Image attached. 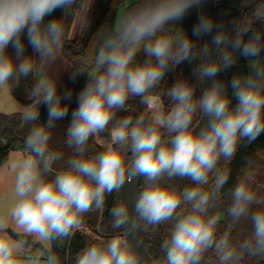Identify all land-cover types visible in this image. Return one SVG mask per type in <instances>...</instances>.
Instances as JSON below:
<instances>
[{
  "label": "clouds",
  "instance_id": "1",
  "mask_svg": "<svg viewBox=\"0 0 264 264\" xmlns=\"http://www.w3.org/2000/svg\"><path fill=\"white\" fill-rule=\"evenodd\" d=\"M93 3L0 0V93L15 102L12 93L27 82L29 101L15 107L26 131L8 165L10 187L0 196V264L264 261V194L247 174L224 191L238 146L264 133V0H242L250 11L231 27L201 12L191 35L179 24L203 0H141L122 11L101 34L90 63L71 72L73 80L86 74L87 81L65 130L72 150L65 159L52 136L69 117L73 92L59 91L51 69L66 40L90 28ZM241 59L246 71L219 78ZM185 62H195L192 79L171 83L165 103L161 82ZM130 99L144 111L133 113ZM104 134L102 150L91 151L90 140ZM137 177L143 182L130 209L121 190ZM114 194L107 227L102 221L96 238L72 253L75 234L91 213L103 216ZM225 195L230 199L220 210ZM163 225L169 227L159 255L145 245L144 259L130 233L154 235ZM242 225L243 236L236 231Z\"/></svg>",
  "mask_w": 264,
  "mask_h": 264
},
{
  "label": "trees",
  "instance_id": "2",
  "mask_svg": "<svg viewBox=\"0 0 264 264\" xmlns=\"http://www.w3.org/2000/svg\"><path fill=\"white\" fill-rule=\"evenodd\" d=\"M141 0H94L92 12H91V26L86 31L84 37L78 41L74 42L71 39H67L63 49V56L71 64V72L76 70L81 66H86L90 63L91 58L94 54L96 47L98 46L99 39L101 34L109 29L117 20L119 15V10L124 6L123 11L129 10L136 7ZM216 4V21L224 22L229 27V23L232 19L241 17L242 15H247L250 11V8L243 7L242 0H215ZM54 15L59 16L61 13L58 11ZM199 14L198 9H193L185 18L180 22L179 26L183 30L191 35L192 28L198 20ZM11 52V48L9 49ZM32 50L30 47L27 48V54H31ZM143 54L140 53L137 56V60H143ZM195 62L193 63H183L171 72L167 73L165 78L162 80L160 89L158 91V96L167 103L166 96L164 93L168 86L171 83L175 82L180 76H183L186 79L191 80V71L194 67ZM236 71H246V64L243 59L239 61V64L236 68H233L229 72H225L226 81H230L232 75ZM87 81V76L81 75L75 80L70 76L64 85L63 88L59 91L63 92L66 89H71L73 96L70 102L69 108V117L57 123L55 129L53 130L52 144L53 146L60 148L65 153V159L72 155V150L68 149L65 146V130L70 122V114L73 109L77 106L76 96L85 86ZM27 86V82L22 84L20 88L16 89L12 95L16 100L23 104H27L29 101L24 97V90ZM202 86L198 88L201 92ZM65 103H69L65 101ZM130 110L139 114L141 111H144V107L139 104L137 99L129 100ZM128 113L121 112L118 113L119 116L126 115ZM46 108L42 106L41 108V119H46ZM199 119V117H197ZM195 122V121H194ZM19 120L16 114H3L0 113V166L7 163L10 153L13 151H18L22 146L23 137L26 129H21L18 127ZM107 134H104L101 140H106ZM89 147L91 151H100L102 150V144L98 142V139L93 138L89 142ZM223 164V162H221ZM59 166V165H58ZM230 171V177L228 183L225 185V193L229 188H231L235 183L238 182L245 174L252 176L254 181V189L261 194H264V133H262L253 143L247 144L243 143L238 146L237 153L235 157L228 164ZM143 179L140 183L142 184ZM181 186L187 181L179 182ZM139 185V186H140ZM116 194L109 196L106 201V210L103 213V216H99L97 213H91L90 216L86 219V229L90 231V234L85 231H79L75 234L74 238L71 241L70 251L75 253L83 248L87 243L94 240L98 235V228L102 226L107 227L106 219L109 216L107 209H110L114 203ZM229 197L225 195L221 202V209L226 208L229 202ZM168 225H163L160 227L159 231L156 234L144 235L146 245L150 247V251L159 255V245L167 234ZM223 230V222L222 229ZM242 236L247 232V225H242L237 229ZM235 234V233H234ZM247 264H256L255 261L247 262ZM259 264H264V261L259 262Z\"/></svg>",
  "mask_w": 264,
  "mask_h": 264
},
{
  "label": "water",
  "instance_id": "3",
  "mask_svg": "<svg viewBox=\"0 0 264 264\" xmlns=\"http://www.w3.org/2000/svg\"><path fill=\"white\" fill-rule=\"evenodd\" d=\"M201 12L207 13L208 15L214 17L216 20V4L215 0H203L202 7L198 9V14L200 15ZM211 37H204L203 40H201V43H204L208 40H210ZM220 79L226 81V74L221 73L219 76ZM211 82H206L202 87H207L208 84ZM199 119H201L199 117ZM199 130V126L197 128V131ZM143 177H137L135 178L131 183H125L122 190H121V198L126 199L129 201V208L131 209V202L134 199V196L139 188V185L142 181ZM129 239L133 242L134 246L137 248L139 253L142 255L144 259L147 258V254L145 252V238L144 234L140 231L132 232L129 235Z\"/></svg>",
  "mask_w": 264,
  "mask_h": 264
},
{
  "label": "rangeland",
  "instance_id": "4",
  "mask_svg": "<svg viewBox=\"0 0 264 264\" xmlns=\"http://www.w3.org/2000/svg\"><path fill=\"white\" fill-rule=\"evenodd\" d=\"M123 7L119 10V15L123 11ZM118 15V16H119ZM86 32L80 33V34H73L70 36L69 39L73 40L74 42L80 41ZM71 64L69 61L61 54L59 59L57 60L56 64L51 69L52 73L59 78V89L63 88L66 84L70 73H71ZM197 95H200V91L197 90ZM98 142L101 143V139H98ZM18 153V151H13L10 153L9 159L6 164L0 166V196H4L7 190L10 187L11 183V174L8 169L9 162L15 157V155Z\"/></svg>",
  "mask_w": 264,
  "mask_h": 264
},
{
  "label": "crops",
  "instance_id": "5",
  "mask_svg": "<svg viewBox=\"0 0 264 264\" xmlns=\"http://www.w3.org/2000/svg\"><path fill=\"white\" fill-rule=\"evenodd\" d=\"M12 97L14 96L12 95ZM24 97L26 98L25 94ZM14 101L15 102H13V100L10 99L7 95L0 93V113L15 114L16 102H18L19 104L23 103L16 100V98H14Z\"/></svg>",
  "mask_w": 264,
  "mask_h": 264
},
{
  "label": "built area",
  "instance_id": "6",
  "mask_svg": "<svg viewBox=\"0 0 264 264\" xmlns=\"http://www.w3.org/2000/svg\"><path fill=\"white\" fill-rule=\"evenodd\" d=\"M83 231H85L86 233L90 234V231L86 228H83Z\"/></svg>",
  "mask_w": 264,
  "mask_h": 264
}]
</instances>
